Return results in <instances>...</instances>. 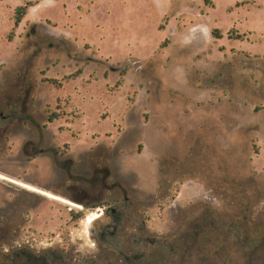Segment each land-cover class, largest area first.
Listing matches in <instances>:
<instances>
[{
	"label": "rangeland",
	"instance_id": "obj_1",
	"mask_svg": "<svg viewBox=\"0 0 264 264\" xmlns=\"http://www.w3.org/2000/svg\"><path fill=\"white\" fill-rule=\"evenodd\" d=\"M0 173V264H264V0H0Z\"/></svg>",
	"mask_w": 264,
	"mask_h": 264
},
{
	"label": "trees",
	"instance_id": "obj_2",
	"mask_svg": "<svg viewBox=\"0 0 264 264\" xmlns=\"http://www.w3.org/2000/svg\"><path fill=\"white\" fill-rule=\"evenodd\" d=\"M29 4H25V5H21L16 7L15 9V26L18 25L22 19V17L26 14L27 8H28ZM51 118H49L50 120ZM70 214L72 215L73 219L75 220H79L82 219L84 217V214L82 212H77V213H73L72 210H70ZM29 264H41V263H37V262H31Z\"/></svg>",
	"mask_w": 264,
	"mask_h": 264
},
{
	"label": "bare ground",
	"instance_id": "obj_3",
	"mask_svg": "<svg viewBox=\"0 0 264 264\" xmlns=\"http://www.w3.org/2000/svg\"><path fill=\"white\" fill-rule=\"evenodd\" d=\"M0 178L5 179V180H8V181H13V182H15L14 180H12V179H10V178H7V177H4V176H2V175H0ZM16 183H19V182H16ZM19 184H21V183H19ZM45 194H46L48 197L53 198V199H55V200H58V201H62V202H64V203H68V204L75 205L74 203H72V202H70V201H67V200H64V199H62V198H60V197H58V196H56V195H53V194H50V193H46V192H45ZM75 206H76V205H75ZM94 219H95V218H94L91 214L88 215V222L94 221Z\"/></svg>",
	"mask_w": 264,
	"mask_h": 264
},
{
	"label": "flooded vegetation",
	"instance_id": "obj_4",
	"mask_svg": "<svg viewBox=\"0 0 264 264\" xmlns=\"http://www.w3.org/2000/svg\"><path fill=\"white\" fill-rule=\"evenodd\" d=\"M33 31H34V29H32V32H33ZM39 31H41L43 35L48 34L46 31H44V29H43L42 27H39ZM63 44H64V43H62V41H61V42H60V45L57 44L56 47L59 48L60 46H62L63 48H65V46H64ZM48 46H49V47H52V43H48ZM76 207H78V206H76ZM101 215H103V210H102V212H101ZM86 217H88V216H86ZM97 217H100V215H98ZM92 222H94V221H91L90 223H92ZM31 259H32V258H29V259H28L29 262H32Z\"/></svg>",
	"mask_w": 264,
	"mask_h": 264
},
{
	"label": "crops",
	"instance_id": "obj_5",
	"mask_svg": "<svg viewBox=\"0 0 264 264\" xmlns=\"http://www.w3.org/2000/svg\"><path fill=\"white\" fill-rule=\"evenodd\" d=\"M0 175H4V176H6V177H10V176H7V175H5V174H2V173H0ZM11 178V177H10ZM67 199V198H66Z\"/></svg>",
	"mask_w": 264,
	"mask_h": 264
}]
</instances>
